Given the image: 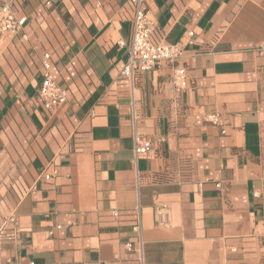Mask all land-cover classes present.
<instances>
[{
	"label": "crops",
	"instance_id": "crops-1",
	"mask_svg": "<svg viewBox=\"0 0 264 264\" xmlns=\"http://www.w3.org/2000/svg\"><path fill=\"white\" fill-rule=\"evenodd\" d=\"M12 1L27 22L0 41V264H264V0H146L154 40L184 46L182 93L169 64L121 76L129 0ZM45 53L69 91L52 111Z\"/></svg>",
	"mask_w": 264,
	"mask_h": 264
},
{
	"label": "built area",
	"instance_id": "built-area-1",
	"mask_svg": "<svg viewBox=\"0 0 264 264\" xmlns=\"http://www.w3.org/2000/svg\"><path fill=\"white\" fill-rule=\"evenodd\" d=\"M146 0H129L133 10V38L129 49L127 61L121 71V76L127 79L134 86L138 76L163 64L173 67V82L177 92L182 93L188 89L189 74L187 68L180 66L179 61L184 53L182 42L174 44L158 43L154 40L155 21L145 8ZM27 22V18L21 16L12 0L0 4V41L18 34ZM254 51L263 54L264 44H259ZM53 65L52 55L45 53L42 58L43 80L39 90V96L47 110H56L65 105L69 99V91L63 87L51 72ZM206 120L213 125H220L218 113L208 114ZM226 128L222 134H226ZM153 148V143L148 138L135 135L134 152L137 157L148 154ZM46 179L52 175L46 173ZM164 208L158 210L162 213ZM118 217L119 212L114 211ZM14 221V220H12ZM133 231L138 235L142 245V222L138 214L134 220ZM128 251H133L134 245H126Z\"/></svg>",
	"mask_w": 264,
	"mask_h": 264
}]
</instances>
